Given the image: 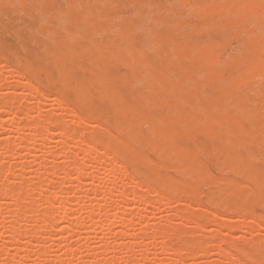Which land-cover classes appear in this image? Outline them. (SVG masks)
<instances>
[{
    "label": "rangeland",
    "instance_id": "obj_1",
    "mask_svg": "<svg viewBox=\"0 0 264 264\" xmlns=\"http://www.w3.org/2000/svg\"><path fill=\"white\" fill-rule=\"evenodd\" d=\"M6 1L0 0V107L3 104V109H0V188L7 185L9 189L18 187L20 190L16 194V189L11 199L10 195L0 196V264L70 263L63 253L64 243L58 233L64 223L57 219L50 223V227L49 223L46 225L39 222L45 213L43 208L48 206L44 201L48 196L41 197L55 195L59 197V202L56 201L57 198L49 197L51 200L54 198L56 207L65 201L66 206L71 208L70 211H76L73 212L74 216L80 215L83 217L80 220L87 222L86 216L92 214L95 221L98 219L97 225L101 226L110 212L118 211L116 208L121 204V199H117V196L107 200L105 192L109 188L119 195L122 187L127 204L120 210L125 212L126 220H133L127 224L128 234L122 237L121 222L115 221L116 226L112 231L115 239L110 235L112 237L106 239L110 248H104V242L100 239L103 237L102 231L90 234L87 227L89 222L85 224V221V225L82 221V226L72 225L73 229L70 231L73 230L75 235H69L66 244H70L69 248L72 250L78 249L74 257H69L73 264H123L124 260H127L126 264H264V69L254 63L259 59L261 60L258 62L261 63L264 58V27L262 32L257 33L261 30V23L264 25V8L260 7L264 6V0L260 4L259 0H111V4L110 0L105 1L106 3L104 0ZM66 5H70L69 9ZM248 9L250 14L247 13ZM62 12H67V15ZM41 19H44L43 23ZM83 19H86L85 24L82 23ZM157 19L163 23L156 21ZM252 20H257L259 26ZM155 25L160 26L156 28ZM118 26L119 33L116 31ZM205 27L209 28L208 34ZM221 27L225 29L224 32ZM63 28L66 30L63 31ZM103 29L105 34L99 35L98 32H103ZM147 29L153 32L152 36ZM47 31L51 33L47 34ZM250 32L252 35H248ZM76 33H79L77 37ZM242 33L246 38L242 37ZM71 35L75 37L74 41ZM228 35L231 38H227ZM149 36L153 41L151 43L156 41V45L151 47ZM68 37L72 38L71 43ZM69 44L72 48L70 50L67 49L70 46L66 47ZM117 45L123 46L119 52L116 50ZM125 46L132 49L131 54L133 50L142 48L143 54L137 55L135 51L130 56L129 51V55L126 54ZM152 48L155 50L152 51ZM141 51L138 52L142 53ZM120 53L122 58L117 57L120 60L112 59L111 55L117 56ZM173 55L177 57L174 58ZM199 55L211 56L213 60L203 63L199 60ZM217 63L224 65L219 67ZM253 64L254 70L247 68ZM197 68L202 73L207 72L203 76ZM237 76L242 78L237 79ZM100 77L101 81H98ZM143 77L148 78L144 81ZM135 78H139L136 82L142 78V83L135 82L132 86ZM188 78L187 88L184 83ZM62 79L64 80L61 81ZM157 82L163 84L157 85ZM75 83L78 85L75 86ZM201 83H205L204 87ZM172 86L174 89L170 88ZM259 89L261 92H258ZM148 90H151L152 95L147 94ZM196 93L199 98L195 96ZM202 93L207 94L205 98ZM110 97L116 100L113 101ZM146 98L151 102L148 99L146 103ZM237 100L238 104L235 102ZM8 102L11 104H8L9 107H13L15 111L6 105ZM196 102L197 105L193 106ZM233 102L236 105L229 106L234 105ZM13 104H17L16 109ZM240 106H244L241 107L243 112L240 111ZM131 113L135 116L133 121L130 119ZM45 118L52 120L48 123ZM212 118L214 119L211 120ZM40 119H44L40 125H44L47 130L50 128L49 131L52 132L48 141H39V136H36L40 134V129H44L38 128ZM224 119L233 122L228 124ZM44 121L48 126L43 124ZM148 123L152 126L146 129ZM153 125H157V128ZM58 130H65L67 134ZM71 132L77 137L71 141L74 135H69L70 138L67 139L70 142L65 144L63 138ZM155 143L159 144L158 148ZM75 144L78 148H75ZM106 150L113 154L105 153ZM181 151H188V154L183 155ZM93 153L95 154L92 155ZM102 155H105L108 162ZM229 155L232 159H229ZM102 158L107 163L102 162ZM112 160L115 163L110 165ZM104 163L107 164L106 167ZM74 164L76 169L82 167L89 174H85L87 178L82 176L80 182L86 186L78 182L77 170H72ZM112 165L118 170L113 169ZM101 166L107 170H103ZM62 168L70 170V174L64 170L63 172ZM111 171H114L113 174ZM94 175L99 183L95 184V191L92 189V192H87L88 189L85 188H88L89 182H93ZM132 179L135 180L131 186L132 183L127 182ZM74 183L80 184L82 189H74ZM173 186L177 188L174 187L173 190ZM131 192H135V195ZM17 195L20 196V202L15 198ZM136 195L139 200H136ZM100 214L103 216L98 217ZM31 219H35L34 222ZM73 220L74 218L70 221ZM11 224L32 234L29 236L32 242L28 237L22 238L21 251L18 249L19 245L5 232ZM145 224L150 227V231L157 230L156 237L141 236L143 233L139 230ZM158 227L164 231H160ZM75 228L82 232L78 233ZM165 230L169 231L168 235ZM46 231L51 235L48 236ZM37 234L40 237L47 235V238L43 241ZM78 235H85V238L80 239L81 236ZM115 235L120 237L116 238ZM27 241L31 243L26 244ZM111 245L114 247L111 248ZM94 247L95 250L91 251ZM43 249L44 254L37 253Z\"/></svg>",
    "mask_w": 264,
    "mask_h": 264
},
{
    "label": "bare ground",
    "instance_id": "obj_2",
    "mask_svg": "<svg viewBox=\"0 0 264 264\" xmlns=\"http://www.w3.org/2000/svg\"><path fill=\"white\" fill-rule=\"evenodd\" d=\"M7 1H8V0H7ZM7 1H6V2H7ZM15 1H18V0H15ZM15 1H13V2H15ZM94 1H96V0H94ZM100 1H101V0H100ZM105 1H106V2H109V0H104V3H106ZM262 1H263V0H259L258 3L260 4ZM28 2H29V1H28ZM37 2H38V1H37ZM78 2H80V1H78ZM96 2H97V1H96ZM101 2H102V1H101ZM30 3H31V2H30ZM39 3H40V2H39ZM109 3L111 4V0H110ZM133 3H134V2H133ZM31 4H32V3H31ZM65 4H66V3H65ZM115 4H116V3H114V5H115ZM78 5H79V4H78ZM82 5H84V4H82ZM82 5H80V7H81ZM85 5H87V3H85ZM133 5H134V4H133ZM156 5H157V4H156ZM179 5H181V4L179 3ZM224 5H225V4H224ZM238 5H239V4H238ZM68 6L70 7V5H68ZM68 6L66 5L67 8H68ZM73 6H75V5L73 4ZM149 6H151V5L149 4ZM39 7H40V6H39ZM193 7H195V5H194ZM260 7L264 8V6H260ZM67 8H66V9H67ZM217 8H218V6H217ZM219 8H220V7H219ZM256 8H257V6H256ZM256 8H255L254 10H256ZM23 9H24V8H23ZM68 9H69V8H68ZM96 9L99 10V11L101 10V9H98V8H96ZM173 9H174V8H173ZM195 9H196V8H195ZM204 9H206V8H204ZM238 9H239V10H242V9H240V8H238ZM252 9H253V8H252ZM38 10H40V8H39ZM38 10L36 9L35 11L37 12ZM158 10H159V9H158ZM162 10H164V9H162ZM166 10H167V9H166ZM166 10H164V11H166ZM263 10H264V9H263ZM18 11H19V10H18ZM88 11L91 12V9H90V10L88 9ZM99 11H97V12H99ZM159 11H160V10H159ZM171 11H172V10H171ZM198 11H199V10H198ZM252 11H253V10H252ZM252 11H251V12H252ZM19 12H21V10H20ZM19 12H18V13H19ZM59 12H60V11H59ZM137 12H139V11H137ZM157 12H158V11H157ZM40 13H41V12H40ZM50 13H51V11H50ZM62 13H63V12H62ZM62 13H61V14H62ZM64 13H66V15H67V12H64ZM64 13H63V14H64ZM140 13H141V12H140ZM140 13H139V14H140ZM145 13H146V12H145ZM145 13H144V15H145ZM158 13H159V12H158ZM247 13L250 14V10H249V9L247 10ZM135 14H138V13H135ZM135 14H134V15H135ZM139 14H138V15H139ZM142 14H143V13H142ZM43 15H44V14H43ZM43 15H42V16H43ZM49 15H50V14H47V16H49ZM140 15H141V14H140ZM148 15H149V14H148ZM148 15H147V16H148ZM174 15H176V14H174ZM87 16H88V15H87ZM147 16H146V17H147ZM235 16H236V15H235ZM244 16H246V14H245ZM261 16H263V15H261ZM59 17H60V16H59ZM85 17H86V16H85ZM233 17H234V16H233ZM258 17H259V16H258ZM41 18H42V17H41ZM55 18H56V17H55ZM57 18H58V16H57ZM82 18H83V17H82ZM210 18H212V16H211ZM244 18H245V17H244ZM98 19H99V18H98ZM146 19H147V18H146ZM151 19H152V18H151ZM247 19H248V18H247ZM251 19H252V18H250V20H251ZM43 20H44V19H43ZM43 20H42V19L40 20V21H42L41 23L44 22ZM59 20H60V18H59ZM84 20H85V22H86V19H83V22H82V23L85 24ZM152 20H154V18H153ZM45 21H46V19H45ZM156 21H159V19H157ZM160 21L163 23L162 20H160ZM160 21H159V22H160ZM252 21H253V20H252ZM256 21H257V20H256ZM256 21H255V22L253 21V22H254V24L256 23V26L258 27V26H259V25H257V22H258V21H257V22H256ZM60 22H61L63 25H65V24L63 23V21H60ZM213 22H214V21H213ZM236 22H237V20H236ZM253 22H252V23H253ZM162 23H161V24H162ZM211 23H212V22H211ZM211 23H209V25H211ZM91 24H92V23L90 22L89 25H91ZM171 24H172V23H171ZM175 24H177V23H175ZM212 24H213V23H212ZM239 24H240V23H239ZM239 24H238V25H239ZM136 25H137V24H136ZM173 25H174V23H173ZM178 25H179V24H178ZM209 25H208V27H209ZM214 25H215V24H214ZM214 25H212V26H214ZM138 26H140V25L138 24ZM158 26H160V25H157V26L155 25L156 28H157ZM191 26H193V25H191ZM191 26H190V27H191ZM206 26H207V25H206ZM212 26H210V28H212ZM233 26H234V25H233ZM39 27H40V25H39ZM60 27H61V26H60ZM140 27H143V25H141ZM193 27H194V26H193ZM201 27H202V26H201ZM238 27H239V26H238ZM260 27H261V28H259V29H261V30L258 31L257 33H260V32L263 31V30H262V29H263L262 27H264V25H262V23H261V26H260ZM19 28H20V27H19ZM65 28H66V27H65ZM81 28H82V26H81ZM99 28H100V27H99ZM116 28H117V27H115V29H116ZM144 28H145V27H144ZM205 28L208 29V30H206V31H207V34H208V33H209V28H207V27H205ZM205 28H204V29H205ZM222 28H223V27H221V30H222V32H224L225 29L223 30ZM28 29L31 30L30 28H28ZM35 29H37V28H35ZM60 29H61V28H60ZM75 29H76V28H75ZM77 29H78L79 31L81 30V29H79V28H77ZM113 29H114V28H113ZM115 29H114V30H115ZM145 29H146V28H145ZM148 29L151 30L150 28H148ZM148 29H147V30H148ZM200 29H201V28H200ZM202 29H203V28H202ZM204 29H203V30H204ZM241 29H243V27H242ZM62 30L65 31L66 29L63 28ZM104 30H105V29H103V32H101V31L98 32L97 30H96V31L99 33V35H101L102 33L105 34V33H104V32H105ZM114 30H113V31H114ZM118 30L120 31L119 26H118V29H116V31L119 33ZM149 30H148V32H149ZM75 31H76V30H75ZM109 31H110V29H109ZM133 31H134V30H132V32H133ZM210 31H211V30H210ZM234 31H235V30H234ZM243 31H244V30H243ZM48 32H49V31H47V34H48ZM110 32H111V31H110ZM117 32H116V34H117ZM36 33H37V30H36ZM49 33H51V32H49ZM52 33H53V30H52ZM67 33H68V34H67V36H68V35H69V32L67 31ZM71 33H72V32H71ZM98 33H97V34H98ZM100 33H101V34H100ZM149 33H151L150 36L153 35V34H152L153 32L150 31ZM235 33H236V31H235ZM248 33H249V32H248ZM250 33H251V32H250ZM255 33H256V32H255ZM78 34H79V33H76L75 36L77 37ZM95 34H96V33H95ZM111 34H114V33H111ZM154 34H155V33H154ZM261 34H262V33H261ZM200 35H201V34H200ZM248 35H252V33H251V34H248ZM253 35H254V34H253ZM255 35H256V34H255ZM257 35H258V34H257ZM257 35H256V36H257ZM43 36H44V35H43ZM72 36H73V35H71V37H72ZM79 36H81V34H80ZM93 36L95 37V36H97V35H93ZM93 36H92V37H93ZM114 36H115V34H114ZM124 36H125V35H123V37H124ZM150 36H149V39H150ZM182 36H183V35H182ZM184 36H185V35H184ZM228 36H229V35H228ZM228 36H227V38H231L230 36H229V37H228ZM243 36L246 38V35L242 33V37H243ZM259 36H260V34H259ZM262 36L264 37V34H262ZM44 37H45V36H44ZM46 37L49 38V36H46ZM92 37H91V38H92ZM123 37H122V38H123ZM257 37H258V36H257ZM68 38H69V37H68ZM72 38H73V41H74V38H75V37H72ZM72 38H69V41H70V39H72ZM247 38H248V36H247ZM17 39H18V38H17ZM89 39H90V38H89ZM101 39H102V38H101ZM127 39H128V36H127ZM184 39H185V38H184ZM202 39H203V38H202ZM209 39H210V38L208 37V40H209ZM145 40H146V39H144V41H145ZM211 40H212V39H211ZM225 40H226V39H225ZM243 40H244V38H243ZM243 40H242V41H243ZM257 40H258V39H257ZM51 41H52V40H51ZM89 41H90V40H89ZM120 41H123V40L121 39ZM147 41H149V40H147ZM147 41H146V42H147ZM203 41H204V40H203ZM228 41H230V40H228ZM244 41H245V40H244ZM244 41H243V42H244ZM250 41H251V40H250ZM250 41H248V42H250ZM263 41H264V38H263ZM90 42H91V44L93 43L92 41H90ZM113 42H114V41L112 40V43H113ZM127 42L131 43L130 41H127ZM151 42L153 43V41L150 39V43H151ZM243 42H242V43H243ZM245 42H247V41H245ZM245 42H244V43H245ZM70 43H71V41H70ZM129 43H128V44H129ZM150 43H149V44H150ZM152 43H151V47L157 44L156 41H154V44H152ZM173 43H174V42H173ZM210 43H211V42H210ZM240 43H241V42H240ZM242 43H241V44H242ZM244 43H243V44H244ZM259 43H260V42H259ZM91 44H90V45H91ZM93 44H95V42H94ZM119 44H120V43H119ZM95 45H96V44H95ZM106 45H107V44H106ZM113 45H114V44H113ZM126 45H127V44H126ZM218 45H219V44H218ZM253 45H254V43H253ZM64 46H65V45H64ZM67 46H68V47L70 46V48H67V49H69V50L72 49V48H71V44L66 45V47H67ZM262 46L264 47V45H262ZM85 47H86V46H85ZM90 47H91V46H90ZM92 47H93V46H92ZM96 47H97V46H96ZM118 47H119V48H118ZM120 47H121V46L117 45V49H116V50H118V52H119V49L123 48V46H122L121 48H120ZM125 47H126V48H124V49H126L125 51H127L126 54H128V51H129V52H130V51L132 52V49L129 50L127 46H125ZM143 47H144V46H143ZM241 47H242V46H241ZM243 47H245V46L243 45ZM83 48H84V47H83ZM146 48H147V47H146ZM147 49H148V48H147ZM153 49H154V48H152L151 50L153 51ZM158 49H159V48H158ZM61 50H62V49H61ZM85 50H87V48L84 49V51H85ZM95 50H96V48H95ZM105 50H106V49H105ZM141 50H142V48H141L140 50L137 49V50H133V51H134V52L137 51V53H136L137 55H142L144 50H143V51H141ZM154 50H155V49H154ZM156 50H157V49H156ZM98 51H100V50H98ZM107 51H108V50H107ZM138 51H141L142 53H139ZM199 51H200V49H199ZM247 51H249V53H250V50H247ZM109 52H110V51H109ZM131 52H130L129 54H131ZM134 52H133L130 56H133ZM146 52H147V51H146ZM218 52H219V51H218ZM51 53H53V52H51ZM111 53H112V52H111ZM144 53H145V52H144ZM219 53H220V52H219ZM263 53H264V52H263ZM72 54H73V53H72ZM72 54H71V55H72ZM77 54H78V53H77ZM129 54H128V55H129ZM216 54H218V53H216ZM238 54H240V52L237 53V55H238ZM250 54H251V53H250ZM98 55H101V54H98ZM176 55H177V54H176ZM176 55H173V57H174V56L177 57ZM219 55H220V54H219ZM227 55H228V54H227ZM104 56H105V55H104ZM50 57H51V56H50ZM72 57H73V56H72ZM111 57H112V59H114V60H115V58H116V60H118L119 58L117 59V57L122 58V57H121V53H120V55L117 54V56H114V54H113V55H111ZM113 57H114V58H113ZM175 57H174V58H175ZM238 57H240V56H238ZM241 57H242V56H241ZM263 57H264V56H263ZM174 58H173V59H174ZM187 58H188V57H187ZM198 58H199V60H200L201 62L204 61V62H206V63H210V62H212V60H213L211 56L209 57V56H204V55H199ZM227 58H228V57H227ZM231 58H232V56H231ZM231 58H230V59H231ZM58 59H60V58L58 57ZM252 59L254 60L253 57H252ZM55 60H56V59H55ZM55 60H54V61H55ZM119 60H120V59H119ZM228 60H229V59H228ZM231 60H232V59H231ZM259 60H261V59H259ZM259 60L256 61L257 63L254 61L255 65H257V66L260 65V68L262 67V69H264V58H263V60H262L263 62H261V63L258 62ZM110 61H111V60H110ZM125 61H126V60H125ZM90 62H91V61H90ZM131 62L133 63L134 61L131 60ZM204 62H203V63H204ZM215 62H216V61H215ZM215 62H214V63H215ZM92 63H93V62H92ZM102 63L104 64L103 61H102ZM122 63H125V62H122ZM141 63H142V62H141ZM141 63H140V64H141ZM148 63H149V62H148ZM251 63H252V62H251ZM105 64H106V63H105ZM145 64H146V62H145ZM217 64L219 65L220 63H217ZM246 64H247V63H246ZM246 64H245V65H246ZM42 65H43V64H42ZM55 65H56V61L54 62V66H55ZM97 65H98V64H97ZM218 65H217V66H218ZM223 65H224V64H222V66H223ZM242 65H243V64H242ZM255 65L253 64L252 67H247V68H252V69H253V68H254L253 66H255ZM8 66H9V65H8ZM80 66H81V65H79V67H80ZM144 66H145V65H144V63H143V67H144ZM220 66H221V65H219V67H220ZM222 66H221V67H222ZM240 66H241V65H240ZM27 67H28V66H27ZM219 67H218V68H219ZM7 68H8V67H7ZM94 69H95V68H94ZM197 69L199 70V68H197ZM8 70H9V69H8ZM242 70H243V69H242ZM253 70H254V69H253ZM253 70H251V71H253ZM10 71H11V70H10ZM14 71H16V70H14ZM148 71L151 72L150 70H148ZM148 71H147V72H148ZM199 71H201V70H199ZM16 72H17V71H16ZM84 72H85V71H84ZM84 72H82V73H84ZM204 72H207V70L204 71ZM204 72H203V73H204ZM240 72H241V71H240ZM248 72H249V71H248ZM248 72H247L246 74H248ZM256 72H257V71H256ZM261 72H262V71H260V73H261ZM10 73H11V72H10ZM13 73H14V72H13ZM17 73H19V71H18ZM17 73H15L16 76H17ZM41 73H42V72H41ZM43 73H44V72H43ZM122 73H123V75H124V72H122ZM132 73H134V72H132ZM169 73H171V71H170ZM203 73H202V71H201L200 74H203ZM249 73H250V72H249ZM258 73H259V72H258ZM263 73H264V72H263ZM19 74H20V73H19ZM46 74H47V72H45V75H46ZM143 74H145V73H143ZM151 74H153V73H151ZM197 74H198V73H197ZM200 74H198V75H200ZM228 74H229V72H228ZM11 75H12V74H11ZM22 75H23V73H22ZM123 75H122V76H123ZM236 75H238V74H236ZM248 75H249V74H248ZM251 75H252V74H251ZM259 75L261 76V74H257V76H259ZM263 75H264V74H263ZM263 75H262V76H263ZM18 76H20V75H18ZM64 76H65V75H64ZM101 76H102V75H101ZM201 76H202V75H201ZM203 76H204V74H203ZM245 76H247V75H245ZM20 77H21V76H20ZM86 77H87V76H86ZM96 77H97V76H96ZM96 77H95V78H96ZM149 77H150V76H149ZM153 77H154V76H153ZM242 77H244V76L242 75ZM242 77H241V76H239V77L237 76V79H238V78H242ZM17 78H18V77H17ZM47 78H48V77H47ZM98 78H99V77H98ZM98 78H97V80H98ZM147 78H148V77H147ZM147 78L143 77L144 81H145V79H147ZM199 78H200V77H199ZM259 78L261 79L262 77H259ZM80 79H81V78H80ZM136 79H137V78L134 79V80H135L134 82L131 81V82H132V86H134L133 83L136 82ZM138 79H139V78H138ZM138 79H137V80H138ZM141 79H142V78H140V81H139L140 84L142 83V82H141V81H142ZM152 79H153V78H152ZM256 79L259 81V79H258L257 77H256ZM256 79H255V80H256ZM262 79H263V78H262ZM63 80H64V79H62L61 81H63ZM82 80H84V79H82ZM94 80H96V79H94ZM132 80H133V78H132ZM188 80H189V78L186 80V83H184V84H186V87L189 85V83H188V85H187ZM218 80H219V79H218ZM257 80H256V81H257ZM75 81H76V80H75ZM98 81H101V77H100V80H98ZM160 81H161V80H160ZM160 81H159V82H160ZM219 81H220V80H219ZM219 81H218V82H219ZM65 82H66V81H65ZM89 82H90V81H89ZM96 82H97V81H96ZM103 82H104V81H103ZM139 82L137 81L136 83H139ZM159 82H157V85H158V84H159V85H160V84H163V83H159ZM192 82H193V81H192ZM242 82H243V81H242ZM66 83H67V82H66ZM87 83H88V82H87ZM93 83H94V82H93ZM93 83H92V84H93ZM194 83H195V82H194ZM231 83H232V80H231ZM258 83H259V82H258ZM260 83H261V82H260ZM26 84H27V83H26ZM75 84H76V83H75ZM88 84H89V83H88ZM192 84H193V83H192ZM226 84H227V83H226ZM232 84H233V83H232ZM247 84H248V83H247ZM77 85H78V84H76L75 86H77ZM84 85H85V84H84ZM135 85H137V84H135ZM202 85H203V83H201V86H202ZM204 85H205V83H204ZM204 85H203L202 87H204ZM244 85H245V84H244ZM262 85H263V84H262ZM46 86H47V85H46ZM75 86H73V87L75 88ZM80 86H81V85H80ZM80 86H79V87H80ZM191 86H192V85H191ZM191 86H190V87H191ZM149 87H151V85H150ZM190 87H189V88H190ZM193 87H195V86H193ZM193 87H192V88H193ZM146 88H147V87H146ZM170 88H173V89H174V86H172V87H170ZM187 88H188V87H187ZM241 88H242V87H241ZM75 89H76V88H75ZM103 89H104V88H103ZM148 89H150V88H148ZM180 89H181V88H180ZM180 89H179V93H180ZM151 90H152V89H151ZM151 90H150V91L148 90L149 93H147V94H151ZM170 90H171V89H170ZM184 90H186V89H184ZM30 91H31V90H30ZM39 91H40V90H39ZM86 91H87V90H86ZM90 91H91V90H90ZM114 91H115V90H114ZM154 91H155V90H154ZM200 91H201V90H200ZM259 91H260V89L258 90V92H259ZM40 92L42 93V91H40ZM78 92H79V91H78ZM138 92H139V91H138ZM260 92H261V91H260ZM36 93H37V92H36ZM36 93H35V94H36ZM99 94H100V93H99ZM99 94H98V95H99ZM138 94H139V93H138ZM174 94H175V93H174ZM181 94H182V93H181ZM181 94H179V95H181ZM202 94H203V95H202ZM202 94H201V95H202L204 98H205V95H207V94L204 95V93H202ZM232 94H233V93H232ZM237 94H238V93H237ZM237 94H236V96H237ZM120 95H121V94H120ZM142 95H143V94H141V96H142ZM151 95H152V94H151ZM107 96H108V95H107ZM113 96H114V95H113ZM141 96H140V97H141ZM149 96H150V95H149ZM181 96H182V95H181ZM181 96H180V97H181ZM195 96L198 97L197 93H196ZM224 96H225V95H224ZM4 97H5V96H4ZM41 97H42V96H41ZM43 97H44V95H43ZM56 97H57V96H56ZM85 97H86V96H85ZM88 97H89V96H88ZM108 97H109V96H108ZM144 97H145V96H144ZM144 97H143V98H144ZM146 97H147V96H146ZM176 97L178 98V96H175V98H176ZM225 97H226V99L229 98V97H227V95H226ZM237 97H238V96H237ZM7 98H8V97H7ZM44 98H45V97H44ZM53 98H54V97H53ZM58 98H59V97H58ZM58 98H57V101H59V99H60V98H59V99H58ZM86 98H87V97H86ZM115 98H117V97H115ZM115 98H114V99H115ZM150 98H151V96H150ZM198 98H199V97H198ZM198 98H197L196 101H198ZM259 98H260V96H259ZM84 99H85V98H84ZM87 99H88V98H87ZM89 99H90V98H89ZM110 99L113 100V97H110ZM146 99H147L146 103H148V99H149V98H146ZM152 99H153V97H152ZM161 99H162L163 102H166V100H165L163 97H161ZM180 99H181V98H180ZM230 99H232V98H230ZM247 99H248V98H247ZM54 100H56V99H54ZM63 100H64V99H63ZM115 100H116V99H115ZM115 100H113V101H115ZM181 100H183V99H181ZM184 100H185V99H184ZM228 100H229V99H228ZM228 100H227V101H228ZM262 100H263V99H262ZM255 101H256V100H255ZM20 102H21V101H20ZM20 102H19V103H20ZM109 102H110V101H109ZM149 102H151L150 99H149ZM182 102H183V101H182ZM225 102H226V101H225ZM235 102H236V104H238V100L235 101ZM251 102H252V101H251ZM15 103H16V102H14V104H15ZM17 103H18V102H17ZM197 103H198V102H196V104L193 105V106H196ZM8 104H10V103H9V102L6 103V105H8ZM14 104H13V105H14ZM58 104H59V103H58ZM67 104H68V103H67ZM233 104H234V102H233ZM236 104H234V105H230V104H229V106H235ZM2 105H3V104H2ZM2 105H1V107H2ZM10 105H11V104H10ZM16 105H17V104H16ZM16 105H14V109L17 108ZM190 105H191V104H190ZM243 105H244V104H243ZM122 106H123V105H122ZM128 106H129V105H128ZM216 106H217V105H215V108H217ZM1 107H0V109H1ZM8 107H9V105H8ZM117 107H118V106H117ZM197 107H198V106H197ZM200 107L203 108V106H201V105H200ZM224 107H225V106H224ZM224 107H223V108H224ZM227 107H228V106H227ZM241 107H244V106H240L239 108L241 109ZM5 108H6V107H5ZM5 108H4V110H5ZM9 108H10V107H9ZM9 108H8V109H9ZM19 108H20V107H19ZM126 108H127V106L125 107V109H126ZM128 108H130V106H129ZM152 108H153V107H152ZM152 108H151V109H152ZM236 108H237V107H235V110H236ZM2 109H3V108H2ZM2 109H1V110H2ZM10 109L13 110V107H11ZM29 109H30V107H29ZM118 109H120V106L118 107ZM213 109H214V108H213ZM114 110H115V109H114ZM163 110H164V109H163ZM166 110H167V109H166ZM177 110H178V109H177ZM203 110H204V108H203ZM242 110H243V109H241L240 111H242ZM13 111H15V110H13ZM22 111H23V110H22ZM237 111H238V109H237ZM73 112H74V111H73ZM175 112H176V109H175ZM175 112H173L174 115H175ZM200 112L204 113V112L201 111V110H200ZM242 112H243V111H242ZM242 112H241V113H242ZM246 112H248V111H246ZM246 112H245V113H246ZM249 113H250V112H249ZM16 114H17V113H16ZM132 114H133V113H131V115H132ZM168 114H169V113H168ZM251 114H252V113H251ZM38 115H39V114H38ZM69 115H70V114H69ZM178 115H179V114H178ZM178 115H177V116H178ZM203 115H205V114H203ZM203 115H201V116H203ZM242 115H244V113H242ZM206 116H208V115H206ZM134 117H135V116H134ZM134 117H133V115H132V117H131L130 119H132V118H134ZM192 117L195 118L196 116H193V115H192ZM208 117H209V116H208ZM123 118L125 119V117H123ZM126 118H127V116H126ZM156 118H157V117H156ZM159 118H160V117H159ZM201 118H202V117H201ZM210 118H211V117H210ZM240 118H241V117H240ZM249 118H250V117H249ZM48 119H49V118H45L46 121H49ZM213 119H214V118H212L211 120H213ZM41 120H44V119H40V120H38L39 125H40V123L42 124ZM51 120H52V118L50 119V121H49L48 123H50ZM72 120H73V119H72ZM75 120H76V119H75ZM83 120H84V118H83ZM147 120H148V119H147ZM175 120H176V119H175ZM189 120H190V119H189ZM203 120H204V119H203ZM39 121H40V122H39ZM46 121H44L43 124L45 123V125H46V124H47ZM107 121H108V120H107ZM120 121H121V120H119V122H120ZM129 121H130V120H129ZM132 121H133V119H132ZM190 121H191V120H190ZM200 121H202V120H200ZM200 121H197V122H200ZM224 121H227L228 124H232V123H230L231 120H229V119H224ZM58 122H59V121H58ZM73 122H74V121H73ZM84 122H85V121H84ZM158 122L160 123V120H159V119H158ZM231 122H233V121H231ZM115 123H116V122H115ZM146 123H147V121H146ZM177 123H178V122H177ZM227 123H226V124H227ZM262 124H264V123H262ZM262 124H261V125H262ZM117 125H118V124H117ZM120 125H122V124H120ZM220 125H222V124H220ZM0 126H1V125H0ZM30 126H31V125H30ZM30 126H29V127H30ZM46 126H48V124H47ZM94 126H95V125H94ZM115 126H116V125H115ZM151 126H152L151 123H148L146 129H147V128H150ZM153 126H155V125H153ZM156 126H157V125H156ZM156 126H155L154 128H157ZM183 126H185V123L183 124ZM1 127H2V126H1ZM31 127H32V126H31ZM36 127H37V126H36ZM44 127H45L44 125H40L38 128H39V129H40V128L43 129ZM103 127H104V126H103ZM176 127H177V126H176ZM258 127H259V126H258ZM34 128H35V127H34ZM47 128H48V127H47ZM59 128H60V127H59ZM59 128H58V129H59ZM70 128H74V127H71V126H70ZM63 129H65V128H63ZM74 129H75V128H74ZM98 129H99V127H98ZM185 129H186V128H185ZM207 129H208V127H207ZM49 130H50V128H48V130L45 129V128H44L42 131H41V129L39 130V131H40V134H37V135H36V136H39V137H38L39 141H40V139H42V140L45 139V141L50 140L49 138L51 137L50 135H52V132H50ZM66 130H68V128H67ZM91 130H92V129H91ZM100 130H101V129H100ZM130 130H131V129H130ZM151 130H153V129H151ZM180 130H181V129H180ZM218 130H221V129H218ZM228 130H229V129H227L226 132H227ZM230 130H231V129H230ZM58 131H59V130H58ZM64 131H65V130H64ZM64 131H63V130H60L59 132L64 133ZM74 131H76V130H74ZM96 131H97V129L95 130V132H96ZM49 132H50L51 134H49ZM65 132H66V131H65ZM67 132H69V130H68ZM67 132H66L65 134H67ZM129 132H130V131H129ZM150 132H152V131H150ZM155 132H156V131H155ZM168 132H169V129H168ZM174 132L177 133V131H174ZM72 133H73V132H71V134L68 133V135H66V138H63V136H61V133H60V136L64 139V143H65V144H66L67 142H68V143L70 142V140H68L67 138H70V136H73L74 134L72 135ZM105 133H106V132H105ZM159 133H160V132H159ZM227 133H228V132H227ZM227 133H225V134H227ZM32 134H33V133H32ZM35 134H36V133H35ZM156 134H157V132H156ZM220 134H222V132H221ZM220 134H219V135H220ZM231 134H232V133H231ZM246 134H247V133H246ZM33 135H34V134H33ZM53 135H54V133H53ZM58 135H59V134H58ZM62 135H63V134H62ZM69 135H70V136H69ZM106 135H107V133H106ZM247 135H248V134H247ZM34 136H35V135H34ZM75 136H76V135H74V136L72 137V140H71V141H74L73 138L76 139L77 136H76V137H75ZM107 136H108V135H107ZM111 136H112V135H111ZM158 136H159V135H158ZM163 136H164V135H163ZM261 136H262V135H261ZM31 137H32V136H31ZM116 137H117V136H116ZM130 137H131V136H130ZM132 137H133V136H132ZM153 137H154V136H153ZM35 138H36V137H35ZM80 138H81V137H80ZM167 138H168V137H166V139H167ZM23 139H24V138H23ZM25 139H27V138H25ZM65 139H66V141H65ZM162 139H164V138H162ZM170 139H171V138H170ZM221 139H222V138H221ZM42 140H41V141H42ZM103 140H104V139H103ZM167 140H168V139H167ZM243 140H244V139H243ZM9 141H10V140H9ZM18 141H19V138H18ZM26 141H27V140H26ZM33 141H34V140H33ZM39 141H37V142H39ZM45 141H42V142H45ZM77 141H78V139H77ZM154 141H158V140H154ZM19 142H20V141H19ZM24 142H25V140H24ZM24 142H23V143H24ZM147 142H148V141H147ZM160 142H161V141H160ZM226 142H227V139H226ZM228 142H230L229 139H228ZM21 143H22V142H21ZM68 143H67V144H68ZM79 143H80V140H79ZM125 143H126V142H125ZM139 143H140V142H139ZM148 143H149V142H148ZM167 143H168V141L166 142V144H167ZM239 143H240V142H239ZM4 144H5V143H4ZM43 144H44V143H43ZM70 144H72V143H70ZM81 144H82V143H81ZM5 145H6V144H5ZM23 145H24V144H23ZM41 145H42V143H41ZM73 145H74V144H73ZM77 145H78V144H77ZM156 145H157V143H155V146H156ZM158 145H159V144H158ZM158 145L156 146L157 148H158ZM176 145H177V143H176ZM212 145H213V144H212ZM110 146H112L111 143H110ZM178 146H180V145H178ZM258 146H259V145H258ZM76 147H77V146H76V144H75V148H76ZM156 147H155V149H156ZM173 147H174V146H173ZM4 148H5V146H4ZM77 148H78V147H77ZM109 148L111 149V147H109ZM161 148H162V147H161ZM168 148H169V147H168ZM170 148H171V147H170ZM5 149H6V148H5ZM79 149L81 150V148H79ZM127 149L129 150V148H127ZM155 149H154V151H155ZM178 149H179V148H178ZM245 149H246V148H245ZM75 150H76V149H75ZM87 150H88V149H87ZM111 150H112V149H111ZM128 150H127V151H128ZM136 150H137V149H136ZM136 150H134V151H136ZM161 150H163L162 152H164V149H161ZM186 150H187V149H186ZM88 151H89V150H88ZM94 151H95V150H94ZM123 151H124V150H123ZM74 152H75V151H74ZM86 152H87V151H86ZM92 152H93V151H92ZM95 152H97V151H95ZM129 152H131V151H129ZM162 152H161L160 154H162ZM181 152H182V151H181ZM181 152H180V155H181ZM89 153H90V152H89ZM105 153H108V154H111V155L113 154V153H111V151L107 152V150H106ZM132 153H133V152H132ZM136 153H137V151H136ZM164 153H165V152H164ZM164 153H163V154H164ZM178 153H179V152H178ZM182 153H183V152H182ZM184 153H185V155H186V154H188V151H187V153H186V152H184ZM184 153H183V155H184ZM202 153H204V152H202ZM224 153H225V152H224ZM76 154H77V150H76ZM76 154H75V155H76ZM94 154H95V153H93L92 155H94ZM139 154H140V153H139ZM171 154L173 155V154H175V152H174V153H171ZM70 155H71V152H70ZM73 155H74V153H73ZM89 155H91V154H89ZM97 155H98V154H97ZM111 155H110V157H111ZM124 155H126V153H124ZM172 155H168V156H169V157H172ZM183 155H181V156H183ZM232 155H234V154H232ZM230 156H231V155H229V157H230ZM69 157H70V156H69ZM95 157H97V156H95ZM102 157H103V155H102ZM104 157H105V155H104ZM104 157H103V158H104ZM130 157H131V155H130ZM187 157H188V155L186 156V158H187ZM229 157H228V158H229ZM237 157H238V156H237ZM71 158H72V157H71ZM103 158H102L101 161H102V162H103V161L105 162V159L103 160ZM105 158H106V157H105ZM116 158H117V157H116ZM122 158H123V156H122ZM133 158H134V156H133ZM84 159H85V158H84ZM84 159H83V160H84ZM94 159H95V158H94ZM111 159H112V157H111ZM114 159H115V158H114ZM114 159H113V160H114ZM129 159H130V158H129ZM190 159L192 160V158H190ZM229 159H232V158L230 157ZM75 160H76V159H74V162H75ZM106 160H107V158H106ZM113 160L110 161V162H111L110 165H111L112 163H115V162H113ZM148 160H149V159H147V161H148ZM72 161H73V160H72ZM84 161H86V160H84ZM84 161H83V162H84ZM87 161H90V160H87ZM115 161H116V160H115ZM117 161H118V159H117ZM198 161H199V160H198ZM227 161H228V159H227ZM90 162H91V161H90ZM94 162H95V161H94ZM107 162H108V160H107ZM107 162H105V163H107ZM144 162H145V161H144ZM75 163H76V162H75ZM105 163H104V164H105ZM117 163H118V162H117ZM81 164H82V163H81ZM71 165H72V164H71ZM71 165H70V166H71ZM75 165H76V164L73 165L74 167L72 168V170H73V169L77 170V172H76V171H73V172H74V173L76 172V174H77L76 177L79 176V177L77 178V180H78V182L80 183V182H82L81 179H82L83 177H86L87 175L85 176V174H88V173H85V172L83 171V168H82V167H78V168L76 169V168H75ZM82 165H83V164H82ZM106 165H107V164H105V167H106ZM113 165H114V164H113ZM113 165H112V166H113ZM39 166H41V165H39ZM39 166H38V167H39ZM83 166H84V165H83ZM103 166H104V165H103ZM103 166H101V167H103ZM112 166H111V167H112ZM114 166H115V165H114ZM114 166H113V169H116ZM188 166H189V165H188ZM123 167H124V166H123ZM189 167H191V165H190ZM39 168H40V167H39ZM50 168H51V170L53 169V167H50ZM105 169L107 170V168H104V167H103V170H105ZM110 169H112V168H110ZM51 170H49V171H51ZM54 170H56V167H54ZM54 170H53V171H54ZM59 170H60V169H59ZM61 170H62V171H63V170L66 171V173H68V175H69L70 172H71L70 170H67V168H65V169L62 168ZM98 170H99V169H98ZM103 170H102V171H103ZM116 170H118V168H117ZM124 170H125V169H124ZM62 171H60V172L62 173ZM64 171H63V172H64ZM69 171H70V172H69ZM125 171H126V170H125ZM204 171H205V169H204ZM0 172H1V171H0ZM106 172H107V171H106ZM111 172H112V174H113L114 171H111ZM123 172H124V171H123ZM66 173H65V174H66ZM100 173H101V172H100ZM102 173H103V172H102ZM104 173H105V172H104ZM65 174L63 173V175H65ZM105 174H106V173H105ZM114 174H115V173H114ZM68 175L66 174L65 177L68 176ZM88 175H89V174H88ZM82 176H83V177H82ZM119 176H120V175H119ZM76 177H75V178H76ZM90 177H91V176H90ZM101 177H102V176H101ZM115 177H116V175H115ZM160 177H162V176H160ZM66 178H68V177H66ZM86 178H87V177H86ZM86 178H85V179H86ZM92 178H93V182H91V183L89 182V185H87L88 188H85V189H88V190H86L87 192L91 191L92 189H94V191L96 190V189H95L96 187L94 188V186H96L95 184L98 182V181H97V180H98V179H97V176L94 175ZM122 178H123V176H122ZM125 178L127 179V177H125ZM162 178H163V177H162ZM89 179H91V178H89ZM102 179H103V178H102ZM113 179H114V176H113ZM169 179H170V178H169ZM75 180H76V179H75ZM87 180H88V179H87ZM120 180L122 181V179H120ZM133 180H135V179H132L131 181L129 180V182H127L128 180H126V182H127V183H130V182L132 183ZM171 180H172V179H171ZM123 181L125 182L124 178H123ZM83 182H84V181H83ZM178 182H179V181H177V183H178ZM180 182H181V181H180ZM86 183H88V182L86 181ZM98 183H99V182H98ZM133 183H134V181H133ZM133 183L131 184V186L133 185ZM135 183H136V181H135ZM174 183H175V181H174ZM60 184H61V183H60ZM75 184H76V183L73 184V185L75 186L74 189H77V187H78V189H79V188L82 189V187L80 186L81 183H80L79 185H75ZM77 184H78V183H77ZM83 184H84V183H82L81 185L84 186L85 184H84V185H83ZM114 184H115V183H114ZM165 184L167 185V183H165ZM171 184L173 185V183H171ZM178 184H179V183H178ZM183 184H184V183H183ZM126 185H127V184H126ZM162 185H163V184H162ZM169 185H170V184H169ZM4 186H5V185H4ZM4 186L0 188V190H1L0 193H2V194H0V196H2V195L4 196V195L6 194L4 197H7V196L10 195V196H9L10 199H11V196H12L13 194H15V190H16V189H18V190H16V194H18L17 191L20 190L18 187L15 188V189L13 190V188H10V189H9V187H7V185H6L5 187H4ZM85 186H86V185H85ZM122 186H123V185H122ZM124 186H125V185H124ZM179 186H180V185H179ZM47 187H48V186L46 185V188H47ZM163 187H164V186H163ZM174 187H175V186H173V190H174ZM51 188H52V187H51ZM175 188H177V187H175ZM8 189L10 190L9 192H8ZM40 189H41V188H40ZM40 189L37 190L39 193H40ZM48 189H50V188H48ZM48 189H47V190H48ZM181 189H183V188H181ZM11 190H13V191H11ZM106 190H107V189H106ZM120 190H121V192L119 193V195L121 194L120 196H119L118 194L116 195L117 191L115 192L114 190H113V191H112V190H109V188H108L107 192H105V194H106L105 197H108V198H106L107 200L112 199V196H113V197H114V196H115V197L117 196V197H116L117 199H118V198L121 199V200H119L121 204H118V205H119V206L117 205L118 207L116 206V207H117L116 210H118V211H115V212L113 211L114 213H113V212H112V213L110 212V214L107 216V218H106V220H105L106 222H105L104 224L101 223V226H100V225H97V224H99V223H98V219H97V221H95L96 219L94 220V218H92V214H88V215L86 216V220H88L87 222H89V226H87V227H89V233H90V234L93 233V232L95 233V232L98 231V230H100V232L102 231V234H101V235H103V237H102V238L100 237V239H101V242H104V243H103V244H104V245H103L104 248H110V244L106 241V239H107L108 237H112V236L114 235V234L112 233V231H113V227L116 226V225H115L116 222H121V225H122L123 229H122V231H120V233H121V235H122V237H123V236H125V235L128 234V232H127V231H128L127 224H128L129 222L133 221L132 219H130V220H126V218H125V212L122 211V210H123L122 207H123V206H124V207L126 206L127 201H126L125 198H124V194H126V193L123 194V192H122L123 187L120 188ZM132 190H133V189H132ZM148 190H149V189H148ZM178 190H180V189H178ZM178 190H177V191H178ZM37 191H35V192L37 193ZM41 191H42V189H41ZM86 191H84V192L87 193ZM91 192H92V191H91ZM91 192H90V193H91ZM118 192H119V191H118ZM178 192H179V191H178ZM180 192H181V191H180ZM180 192H179V193H180ZM19 193H20V192H19ZM127 193H128V192H127ZM133 193H135V192H131V194H133ZM43 194H44V193H43ZM94 194H95V192H94ZM39 195H42V194H39ZM86 195H88V193H87ZM133 195H135V194H133ZM138 195H139V194H138ZM138 195L135 196V197H137V199H136V198H133V199L139 200ZM140 195H141V194H140ZM14 196H15V195H14ZM47 196H48V197H47ZM49 196H53V195L50 194V195H46V196H44V197H43V196L41 197V198H45V197H47V198H45V200H44V199H42V200H44V201L47 203L48 206H45L46 209L43 208V209L45 210V211L43 210L45 213H44L43 216H41L42 218L40 219L39 222H43L44 224L46 223V225H48L47 223H49V225H50V223L52 224V222H54L55 220L59 219V221H61V222L64 223V225H62V226L60 227V230L58 231V233H59L60 236H61L60 240H62L63 243H64L63 246H62V247L64 248L63 253H64L65 256H67V258H68V260H69V262H70V263H65V264H71L72 262H71L70 258H72V257L75 256V252H76L78 249H77V248H76V249L74 248L75 250H74V249H73V250L70 249V248H69L70 244H69V246H68V243L66 244V241L68 240V238H69L70 236L75 235V232L72 233L73 230L70 231L71 228L73 229V226H72V225H76V224H77L76 226H78V225H79V226H82V225L84 224V221H85V220H83V219L80 220L81 218H83V217H81L80 215H79V216H74L73 212L76 213V211H75V210H74L73 212L70 211L71 208H69V207L66 206L67 202H65V201H64L62 204H59L58 206H60V207L57 206V207H58V208H57V207L55 206L54 203H55L56 201H58V198H59V197H57V196L54 195L53 197H55V198H57V199H56V201H55L54 198H52V200H53V201H52L51 198H50ZM126 196H127V195H126ZM19 197H20V196L17 195V197H15V198H17V199L19 200V202H20ZM87 197H90V196H87ZM91 197H92V195H91ZM91 197H90V198H91ZM143 197H144V195H143ZM1 198H2V197H1ZM13 198H14V197H13ZM90 198H86V199H90ZM109 198H110V199H109ZM106 199H104L105 202L107 201ZM145 199H146V198H145ZM13 200L16 202V199H13ZM127 200H128V199H127ZM131 200H132V199H131ZM136 200H135V201H136ZM146 200H147V199H146ZM148 200H149V199H148ZM160 200H162V199H160ZM44 201H42V203H44ZM54 201H55V202H54ZM135 201H133V202H135ZM140 201H141V200H140ZM53 202H54V203H53ZM58 202H59V201H58ZM125 202H126V203H125ZM16 203H18V201H17ZM122 203H125V205H122ZM135 203H136V202H135ZM142 203H144V202H142ZM19 205H20V204H19ZM27 205H28V204H27ZM32 205H33V204H32ZM45 205H46V204H45ZM13 206H14V205H13ZM33 206H34V205H33ZM43 206H44V205H43ZM16 207H19V208H20V206H18V205H17ZM30 208H31V207H30ZM36 208H37V207H36ZM77 208H78V207H77ZM241 208H242V207H241ZM120 209H122V210H120ZM20 210H21V209H20ZM31 210H32L33 213H34V210H33V209H31ZM76 210H78V212H79V209H76ZM103 210H104V209H103ZM105 210H106V209H105ZM14 211H16V210H14ZM21 211H22V210H21ZM23 211H24V210H23ZM36 211H37V210H36ZM26 212H27V211H26ZM103 213H104V211H103ZM17 214H19V213H17ZM30 215H31V214H30ZM23 216H24V215H23ZM27 216H28V215H27ZM72 216H73L74 220H73V221H70L71 219H73V218H71ZM99 216L102 217L103 215L101 216V214H100V215H98V217H99ZM14 217H15V216H14ZM24 217H25V216H24ZM35 217H36V216H35ZM30 218H31V217H30ZM220 218H221V219H224V218H222V217H220ZM100 219H101V218H100ZM100 219H99V220H100ZM29 220H30V219H29ZM31 220H33V222H34L35 219H31ZM224 220H225V219H224ZM2 221H3V220H2ZM82 221H83V224H82ZM115 221H116V222H115ZM0 222H1V220H0ZM11 222L13 223V221H11ZM37 222H38V220H37ZM87 222L85 221V224H86ZM2 223H3V222H2ZM56 223H57V222H56ZM15 224H17V222H15ZM53 224H54V223H53ZM58 224H59V223H58ZM85 224H84V225H85ZM87 225H88V224H87ZM114 225H115V226H114ZM98 226H99V227H98ZM50 227H52V226L50 225ZM53 227H54V225H53ZM98 228H100V229H98ZM144 228H145V229H144ZM147 228H148V226H147L146 224H145L144 227L140 228L141 230H139V231H142V233H143V235H141V236H146V235L149 236V235H151L152 237H156V235H157V230H156V229H152V231H150V230H149L150 227H149L148 229H147ZM153 228H154V227H153ZM22 229H23V228H21L20 226H17V225L11 224V225H9V226L7 227V229H6V231H5V232H7V235H9V237L11 236V237L13 238L12 241H13L17 246L19 245V248H18V249L21 248V247H20V244H21V242H22V238H24V237L27 238V237H28V239H29L30 241L32 240V239L29 238V236L32 235V234H30L29 232H28V233H29V234H28L24 229H23V230H22ZM75 229H76V228H75ZM157 229H160V228L158 227ZM50 230H51V229H50ZM77 230H78V229H76V231H77ZM147 230H149V232H147ZM24 231H25V232H24ZM74 231H75V230H74ZM160 231H164V230L160 229ZM70 232H71V233H70ZM79 232H82V231H79V230H78V233H79ZM166 232H167V235H168V234H169V231L165 230V234H166ZM47 233H48V231H46V234H47ZM61 233H63V234L66 235V236H64V235L61 234ZM76 233H77V232H76ZM94 233H93V234H94ZM162 233H164V232H162ZM46 234H45V235H46ZM67 234H68V236H67ZM95 234H96V233H95ZM37 235L40 237V234H37ZM43 235H44V234H43ZM43 235L40 237L41 240H43L44 238L46 239V238H47V235L49 236V235H51V234L48 233V234L46 235V237H44ZM69 235H70V236H69ZM110 235H112V236H110ZM167 235H166L165 238H167ZM78 236L80 237L81 235H78ZM84 236H85V235H84ZM84 236H81L80 239H82V237H83V239H84V238H85ZM87 236H88V235H87ZM90 236H91V235H90ZM118 236L120 237V235H118ZM118 236L115 235L116 238H118ZM0 237H1V236H0ZM39 237H37V238H39ZM79 237H78V238H79ZM88 237H89V236H88ZM91 237H92V236H91ZM86 238H87V237H86ZM89 238H90V237H89ZM89 238H87V239H89ZM113 238H114V236H113ZM33 239H35V238L33 237ZM76 239H77V238H76ZM80 239H78V240H80ZM114 239H115V238H114ZM89 240H90V239H89ZM30 241H29V242L27 241L26 244H30V243L32 242V241H31V242H30ZM39 241H40V240H39ZM43 241H44V240H43ZM62 241H61V242H62ZM81 241H82V240H81ZM85 241H88V240L85 239ZM78 243H79V242H78ZM82 244H83V243H82ZM86 245H87V244H85V246H86ZM40 246H41V245H40ZM40 246H39V247H40ZM87 246L89 247V245H87ZM92 246H93V245H92ZM92 246H91V247H92ZM39 247H38V248H39ZM88 247H87V248H88ZM113 247H114V246L111 245V248H113ZM40 248H41V247H40ZM42 248H43V247H42ZM1 249H3V248H1ZM129 249H130V248H127V250H129ZM93 250H95V247H94V248H91V251H93ZM20 251H21V249H20ZM36 251H38V250H36ZM37 253H38V254H44V253H45V250H44V249H43V250H40V251H38ZM69 257H70V258H69ZM64 258H65V257H64ZM68 260H67V261H68ZM67 261H65V262H67ZM120 262H121V261H120ZM122 263H123V264H126V263H127V260H124ZM72 264H73V263H72ZM119 264H121V263H119Z\"/></svg>",
    "mask_w": 264,
    "mask_h": 264
}]
</instances>
